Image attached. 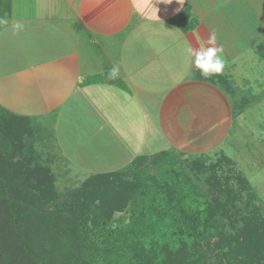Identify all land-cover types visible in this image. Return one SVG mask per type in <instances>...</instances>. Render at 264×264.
<instances>
[{
  "label": "crops",
  "instance_id": "1",
  "mask_svg": "<svg viewBox=\"0 0 264 264\" xmlns=\"http://www.w3.org/2000/svg\"><path fill=\"white\" fill-rule=\"evenodd\" d=\"M168 2L0 0V106L48 128L51 171L56 157L65 171L96 174L217 146L211 134L235 117L232 99L187 50L222 48L226 79L247 50L263 63L264 0ZM16 22L24 27L14 32Z\"/></svg>",
  "mask_w": 264,
  "mask_h": 264
},
{
  "label": "trees",
  "instance_id": "2",
  "mask_svg": "<svg viewBox=\"0 0 264 264\" xmlns=\"http://www.w3.org/2000/svg\"><path fill=\"white\" fill-rule=\"evenodd\" d=\"M34 138L27 117L0 106V264H264V219L242 214L216 164L193 161L189 174L162 151L61 197ZM207 169L209 194L193 181Z\"/></svg>",
  "mask_w": 264,
  "mask_h": 264
},
{
  "label": "rangeland",
  "instance_id": "3",
  "mask_svg": "<svg viewBox=\"0 0 264 264\" xmlns=\"http://www.w3.org/2000/svg\"><path fill=\"white\" fill-rule=\"evenodd\" d=\"M250 51L247 50L245 60L238 61L233 72L227 76L226 80L230 79L233 90V92L229 91L227 98L232 99L230 103L231 108L234 106L235 117L230 123L225 118L226 116L225 120L223 118L217 120V128L211 134L217 146L213 148L214 150H208L196 156H185L174 152L172 156L182 165L179 167L181 166L184 172L189 174L192 173L190 166L193 161L201 160L207 167L216 164L217 167L214 169L216 174L220 178H227L239 195L237 205L242 209V214L247 216L256 213L261 219H264V62L255 61L253 52ZM209 78L210 81H215L218 88L222 86L224 89L219 76L216 75L212 79L211 75ZM242 106L243 109H241ZM237 109H241L242 111L239 110L241 113L236 114ZM43 126L45 125L43 124ZM32 128L34 137L39 135V138L44 140L43 142L37 140L38 142L34 143L38 152L40 151L39 161L42 163L50 161L53 158L52 154L56 151L48 150L53 149L48 146V142H52L50 141L52 137L47 133L48 128H42L41 131L38 128L36 131L33 124ZM163 143L165 145L166 142L158 141L154 147L159 148V145H163ZM227 158L230 161H227ZM56 160L58 164L51 165L52 175L61 197H65L66 191L79 188L82 181L92 174L65 171L66 167L60 161L62 159L56 157ZM208 174V169L206 172H200L193 181L201 191L209 194L208 185L205 182ZM238 175L247 180L250 190L241 187L237 181ZM120 214L116 213L115 215Z\"/></svg>",
  "mask_w": 264,
  "mask_h": 264
},
{
  "label": "clouds",
  "instance_id": "4",
  "mask_svg": "<svg viewBox=\"0 0 264 264\" xmlns=\"http://www.w3.org/2000/svg\"><path fill=\"white\" fill-rule=\"evenodd\" d=\"M172 0H169L168 3H171ZM176 3L183 7L184 0H176ZM167 4V3H166ZM176 11H180V8H177ZM0 23H6L5 21H0ZM23 24L20 22H16L12 25L13 31L22 30ZM216 36L213 34L208 43L210 45L215 44ZM189 55L193 56V65L196 69L199 70L201 75L205 78L213 75V74H220L225 66V61L222 58V48L217 47H207L201 48L199 51H193L191 48L188 50ZM118 76V68H112L109 71V77L112 79H116Z\"/></svg>",
  "mask_w": 264,
  "mask_h": 264
}]
</instances>
